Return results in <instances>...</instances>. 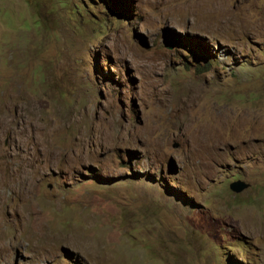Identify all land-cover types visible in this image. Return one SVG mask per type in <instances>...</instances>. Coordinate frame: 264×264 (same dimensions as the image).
<instances>
[{"label":"rangeland","instance_id":"374dc122","mask_svg":"<svg viewBox=\"0 0 264 264\" xmlns=\"http://www.w3.org/2000/svg\"><path fill=\"white\" fill-rule=\"evenodd\" d=\"M0 182V264H264V0H0Z\"/></svg>","mask_w":264,"mask_h":264},{"label":"water","instance_id":"95a60500","mask_svg":"<svg viewBox=\"0 0 264 264\" xmlns=\"http://www.w3.org/2000/svg\"><path fill=\"white\" fill-rule=\"evenodd\" d=\"M229 187L233 192L239 193L243 191L245 188H247L248 184L241 180H235L229 184Z\"/></svg>","mask_w":264,"mask_h":264},{"label":"bare ground","instance_id":"6f19581e","mask_svg":"<svg viewBox=\"0 0 264 264\" xmlns=\"http://www.w3.org/2000/svg\"><path fill=\"white\" fill-rule=\"evenodd\" d=\"M24 182H10V184L12 185V186H14L16 189H20L23 185ZM0 184L2 185L3 184V182H0ZM29 186V185H28ZM21 192H24L23 190H21ZM1 196H4V194H3V192H2V186H0V197ZM1 217V216H0ZM1 247H3V246H1L0 245V248Z\"/></svg>","mask_w":264,"mask_h":264}]
</instances>
